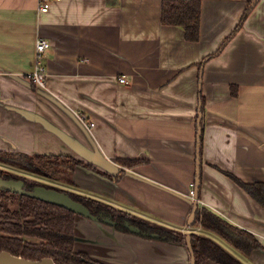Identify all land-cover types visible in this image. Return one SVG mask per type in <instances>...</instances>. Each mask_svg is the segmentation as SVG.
I'll list each match as a JSON object with an SVG mask.
<instances>
[{
    "label": "crops",
    "instance_id": "0c3cea01",
    "mask_svg": "<svg viewBox=\"0 0 264 264\" xmlns=\"http://www.w3.org/2000/svg\"><path fill=\"white\" fill-rule=\"evenodd\" d=\"M161 4L51 0L42 12L38 0H0V153L70 155L95 168L73 173L95 199L185 235L184 248L116 231L126 247L116 246L104 224L76 216L83 240L99 234L143 264H188L186 235L212 232L193 223L196 212L189 223L198 176L196 211L251 233L261 248L233 247L243 260L234 257L264 264V204L241 184H264V0H201L195 42L162 24ZM38 37L50 42L45 89L27 77Z\"/></svg>",
    "mask_w": 264,
    "mask_h": 264
},
{
    "label": "trees",
    "instance_id": "16d2710c",
    "mask_svg": "<svg viewBox=\"0 0 264 264\" xmlns=\"http://www.w3.org/2000/svg\"><path fill=\"white\" fill-rule=\"evenodd\" d=\"M250 8L249 5L246 7L236 29L242 25ZM200 13L201 0H162V24L182 28L185 39L188 41L195 42L199 39ZM9 155L7 157L9 159H6L7 163L16 170H25L41 178L59 179L60 175L68 185H74L72 175L77 166L95 170L92 165L70 155H29L25 153H9ZM137 163V160H123V165L127 167H132ZM0 175L6 179L23 177L1 169ZM241 184L255 199L264 204V184ZM37 185L65 190L59 186L39 181H32L28 189ZM67 192L74 200L89 208L92 213H98L100 210H113V207L100 200L84 198L70 191ZM119 212L130 216L125 212ZM76 216L74 212L63 207L0 189V251H8L28 260L51 258L57 264H105L89 259L88 254L83 251H75ZM193 223H199L202 229L214 232L245 255L261 248V244L251 233L232 225L206 208H197ZM149 229L157 232L160 239L165 241L185 242V235L179 236L175 231L161 228L159 231ZM190 240L195 264H243L209 237L192 233Z\"/></svg>",
    "mask_w": 264,
    "mask_h": 264
},
{
    "label": "water",
    "instance_id": "95a60500",
    "mask_svg": "<svg viewBox=\"0 0 264 264\" xmlns=\"http://www.w3.org/2000/svg\"><path fill=\"white\" fill-rule=\"evenodd\" d=\"M199 133V132H198ZM78 146V145H77ZM78 150H80V153L83 157L86 158V160H88L90 163H96V160H99V156H94V154H92L90 151L84 150L82 148L77 147ZM198 162L199 160L197 159V173H198ZM105 165V164H104ZM105 167H107V164L105 165ZM198 183H199V178L198 176L196 177V184H195V188H194V201H193V209L192 212L190 214V218H189V223L192 221V219L194 218L195 212H196V206H197V191H198ZM0 189L1 190H6L9 191L11 193H17L20 195H25L31 198H35L41 201H45L60 207H63L65 209H68L72 212H74L76 215L88 218L92 221H94L97 226L99 225H103L102 223H106L110 226H112L114 224V222L112 221H104L102 220V222L100 223V220L98 219L97 216H95L91 210L89 208H87L83 203L74 200L69 193L64 190H58L56 188H48L46 186H41V185H37L35 187H33L32 189H27L24 181L21 179H6L3 178L0 175ZM113 229V228H112ZM131 230V233H138L139 230L138 228H134L132 226H130L129 228ZM102 232L103 234L107 235V236H112L114 239L115 244L119 245V246H125L126 244H122L118 241H121L122 236L119 234H116L117 230H106V228H102ZM120 232V231H117ZM122 233V232H121ZM109 234V235H108ZM158 235L156 234H152L150 237L152 238H157ZM120 237V238H118ZM78 240H83L80 239L79 237H75V241ZM186 246H187V250L189 252V259H188V264H195V257H194V253L192 250V246H191V242H190V234L186 235ZM0 264H57L56 262H54L53 259L51 258H42L40 260H28V259H24L20 256H16L11 254L8 251H0Z\"/></svg>",
    "mask_w": 264,
    "mask_h": 264
},
{
    "label": "rangeland",
    "instance_id": "374dc122",
    "mask_svg": "<svg viewBox=\"0 0 264 264\" xmlns=\"http://www.w3.org/2000/svg\"><path fill=\"white\" fill-rule=\"evenodd\" d=\"M41 153L43 152H48V153H58L59 150L58 149H54L51 146H43L41 147V151H39ZM9 153H0V169L4 170V171H10L13 172L15 174H19L22 176L27 177V179L30 181V179H35L36 181H39L41 183L44 184H48V185H52V186H59L67 191L72 192L74 195H81L80 197H89V198H93L91 191H86L84 189H82L81 185L79 186V182H76V180H74L73 175H72V179L74 182V185L72 184H67L66 181H63V176H58L59 179H53V178H41V176H37L34 174H29L27 172H25V170H16L13 166H11L9 163H7L6 159H9L7 157H9ZM5 159H3V158ZM88 169V168H87ZM62 179V180H60ZM66 180V179H65ZM112 213H119L118 210L114 209L111 211ZM76 220V219H75ZM80 224L79 222L76 223V229L74 231L75 237H79L80 239H82L81 235H82V231L80 230ZM208 237L212 240H214L216 243L220 244L222 247H224L227 251H229L233 256L239 258L240 260H243L241 256H239L241 253L236 251L232 246H230L229 244H227L224 240H222L221 238H219L218 235L214 234V233H210L208 232ZM81 236V237H80ZM97 237H99V242H97L95 244L94 239L90 238L89 240H78L75 241V245H74V249L75 251H82L84 250L88 255L87 257L89 259H93V260H97L100 262H103L105 264H143V262L141 260H137L135 258H131L129 255H125L123 254V256L121 254H117L116 248L113 246V244L111 243V245H109L108 241L101 238L99 234H96ZM101 243H105V247L103 245H101ZM180 243V242H179ZM182 245L185 248V243L183 244V242H181ZM116 246H118L116 244ZM111 251L113 252L111 254ZM127 252V251H126ZM128 253V252H127ZM240 253V254H239ZM242 255V254H241ZM135 259V260H134Z\"/></svg>",
    "mask_w": 264,
    "mask_h": 264
},
{
    "label": "flooded vegetation",
    "instance_id": "af4514ba",
    "mask_svg": "<svg viewBox=\"0 0 264 264\" xmlns=\"http://www.w3.org/2000/svg\"><path fill=\"white\" fill-rule=\"evenodd\" d=\"M8 179H21V180H23L27 189L31 186L32 181H36L35 179H30V181H29L27 179V177H25V176H23L22 178H8ZM31 188H33V187H31ZM111 211L100 210L98 213H93V214L98 217V219L100 220V223L102 222V220L114 222V224L112 226H110L106 223H102V224H104V226L108 227L111 230L115 229L117 231H121L124 233H131V230L129 228H130V226H132L134 228H138L139 232L136 234L139 236L150 237L152 234H156V235L160 236L157 232L150 231V229L148 230V228L154 229L155 231H159V229L161 227H159L157 225H150L148 222L141 220V219H138L136 217L126 216L125 214L120 213V212L119 213H114V212L112 213ZM83 252H85V251H83Z\"/></svg>",
    "mask_w": 264,
    "mask_h": 264
},
{
    "label": "built area",
    "instance_id": "2783aa9c",
    "mask_svg": "<svg viewBox=\"0 0 264 264\" xmlns=\"http://www.w3.org/2000/svg\"><path fill=\"white\" fill-rule=\"evenodd\" d=\"M51 0H38L40 11L45 12L48 10ZM50 47V42L43 38L38 37L35 43L36 48V61L34 63V66L32 70L28 73V79L37 87L41 89H45L47 86V72L46 67L44 64L39 60L42 56L43 52ZM119 81L121 83H127L128 81L125 79V77H120ZM85 124L87 127H91L93 125L92 122L85 121ZM193 184H191V189L189 190V195L191 197L194 196V189Z\"/></svg>",
    "mask_w": 264,
    "mask_h": 264
}]
</instances>
